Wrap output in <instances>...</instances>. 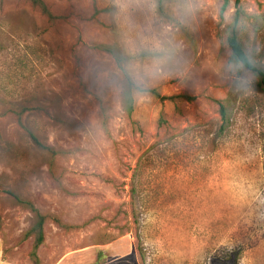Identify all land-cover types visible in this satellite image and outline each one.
Here are the masks:
<instances>
[{"label":"rangeland","instance_id":"rangeland-1","mask_svg":"<svg viewBox=\"0 0 264 264\" xmlns=\"http://www.w3.org/2000/svg\"><path fill=\"white\" fill-rule=\"evenodd\" d=\"M230 1L0 0V264H264V94L224 45L264 71V0Z\"/></svg>","mask_w":264,"mask_h":264},{"label":"trees","instance_id":"trees-1","mask_svg":"<svg viewBox=\"0 0 264 264\" xmlns=\"http://www.w3.org/2000/svg\"><path fill=\"white\" fill-rule=\"evenodd\" d=\"M28 2L31 7L39 10V12L46 17L50 22L54 21L55 17L51 14L48 7L46 6L44 0H25ZM221 3L220 10H219V20L222 22L224 19V14L229 8L231 1L230 0H218ZM233 6L235 8V17L234 22L235 26L240 25L241 19V0H233ZM96 13V11H95ZM219 22V26L221 25ZM225 47L230 51V58L228 64L232 65H240L242 68L247 70L248 72L252 73L258 78V88L264 94V71L254 66L250 59L248 58L242 43L240 42L237 34L232 33L231 35L227 36L224 41ZM137 90L134 85L127 81V87H125L121 92V106L123 111L126 113L127 116H130L134 110V98H133V91ZM149 93L153 94L156 98H158L161 102L169 101V102H178V101H185V102H192L195 100L194 97H190L188 95H177L171 97H161L155 91H149ZM218 107V113L220 116V120L224 125L226 123V110L224 104L221 101L214 100L213 101ZM20 118V117H19ZM20 123V121H19ZM21 124V123H20ZM22 126V125H21ZM222 129V127H221ZM35 144L42 150L51 152L53 154L52 149H49L43 145H41L36 139H34ZM6 194L11 196L15 202L26 209H28L35 218V223L32 228L26 233V237L35 234V241L31 250V257H33L37 261V251L39 248L44 244V225L46 223L47 217L42 215L40 211L32 204L30 201H26L21 199L19 196L14 195L11 192L6 191ZM57 226L64 229H75L78 227L72 226H64L59 221H55Z\"/></svg>","mask_w":264,"mask_h":264}]
</instances>
